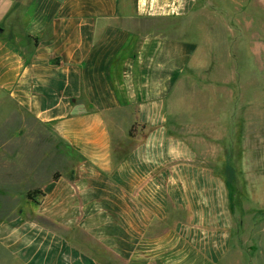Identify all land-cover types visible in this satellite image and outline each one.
Returning <instances> with one entry per match:
<instances>
[{
	"label": "crops",
	"instance_id": "0c3cea01",
	"mask_svg": "<svg viewBox=\"0 0 264 264\" xmlns=\"http://www.w3.org/2000/svg\"><path fill=\"white\" fill-rule=\"evenodd\" d=\"M229 1L240 22L247 0ZM200 2L0 0V97L31 122L22 149L0 142V264H231L243 222L224 169L242 146L233 161L262 188L263 97L179 101L185 79L228 98L229 67L209 72L192 23Z\"/></svg>",
	"mask_w": 264,
	"mask_h": 264
},
{
	"label": "rangeland",
	"instance_id": "374dc122",
	"mask_svg": "<svg viewBox=\"0 0 264 264\" xmlns=\"http://www.w3.org/2000/svg\"><path fill=\"white\" fill-rule=\"evenodd\" d=\"M218 4H210L206 0H202L198 6L195 18L192 19L194 28H199L197 35L200 45L206 43L209 46L203 47L205 61L208 62L209 72H215L222 69V66L229 67V81L225 85L228 91V98H217L214 94L207 98V84L198 82L193 83L190 79H185L181 85V95L179 101L183 103V107H194L196 112H208L211 109L223 107L229 104L230 90H233L234 98L250 99L257 96L262 99V121L257 124L258 132L262 135V155L264 158V0H247L242 5L245 8V18L234 20V13L229 15V7L232 9V3L229 0H220ZM223 5L227 8L226 13L222 11ZM158 24L149 22L146 26L151 29L156 28ZM202 53V52H201ZM227 67V68H228ZM225 71V70H224ZM200 76H209L202 69L197 72ZM226 75V74H225ZM196 76V75H195ZM206 77V78H207ZM119 83V78H117ZM215 89L223 90L222 84H214ZM11 104L6 99L0 97V142L6 139H15L22 141V144L11 145L8 151L12 152L18 148L22 149L23 142H27V138L31 132L20 131L19 126L24 123H31L26 116L18 111H13ZM243 132L242 134H244ZM254 135V132L248 133ZM241 135V144L245 140ZM252 139V140H251ZM258 141V136L249 137L252 143ZM258 143V142H257ZM253 145V144H252ZM258 147V145H257ZM250 147H247L248 150ZM254 153V146H252ZM242 150V146L240 148ZM240 150L232 149L230 155L231 168L224 169L225 178L230 176V191L232 195V207L235 212L234 224L243 222L240 233L236 232L238 242L232 254L231 264H264V178L262 179V188L256 186L260 182L256 178H246L244 168L248 170L253 163L241 164L233 161L234 156L238 155ZM258 152V148H257ZM257 168H261L264 174V161ZM261 188V196L256 191ZM263 200H262V199ZM10 201L9 195H6L4 189L0 185V220L3 219L11 205H7ZM23 209V206L20 207ZM7 211V212H6ZM17 213V212H13ZM245 225V226H244Z\"/></svg>",
	"mask_w": 264,
	"mask_h": 264
},
{
	"label": "trees",
	"instance_id": "16d2710c",
	"mask_svg": "<svg viewBox=\"0 0 264 264\" xmlns=\"http://www.w3.org/2000/svg\"><path fill=\"white\" fill-rule=\"evenodd\" d=\"M130 133H131V131H130ZM231 168V165H230V163H227V165H226V167H225V169H230ZM54 178H57V174H54V176H53ZM229 178H230V176H228L227 175V177H226V181H227V184L229 185V187H230V180H229ZM32 191L30 190V191H27V193H26V196L28 197V198H32Z\"/></svg>",
	"mask_w": 264,
	"mask_h": 264
}]
</instances>
